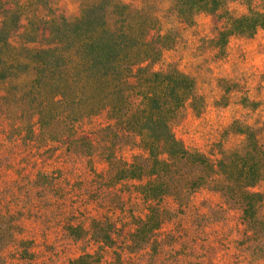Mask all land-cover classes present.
Here are the masks:
<instances>
[{"label": "trees", "instance_id": "trees-1", "mask_svg": "<svg viewBox=\"0 0 264 264\" xmlns=\"http://www.w3.org/2000/svg\"><path fill=\"white\" fill-rule=\"evenodd\" d=\"M237 1L245 11L231 13L228 3ZM10 2L0 20V80L9 91L3 116L9 128L5 135L0 131V153L11 158L2 168L12 183L40 178L55 186L62 211L89 219L81 209L85 197L97 196L104 207L101 195L114 192L123 204L128 196L122 197L121 185L134 182L144 214L124 229L122 248L113 243L116 264H132L131 252L143 261L158 243L166 225L165 196L172 197L169 210L178 214L191 193L214 189L240 201L237 217L244 227L264 226L257 217L264 188L254 190L264 180V146L254 131H241L244 152L213 155L189 150L170 128V119L195 96L196 86L195 77L178 67L154 68L163 52L182 39L177 30L164 27L152 9L123 0H90L70 18L56 10L55 15L39 14L37 3L52 11L45 0ZM171 12L183 25H192L202 13L215 15L219 21L211 42L222 48L232 35L264 31V0H174ZM226 94L229 89L221 97ZM51 122L55 167L29 172L22 147L31 124ZM90 218L102 225V219ZM90 223L75 228L85 233ZM114 226L103 225L99 233ZM95 254L86 252L71 262L82 264Z\"/></svg>", "mask_w": 264, "mask_h": 264}, {"label": "rangeland", "instance_id": "rangeland-1", "mask_svg": "<svg viewBox=\"0 0 264 264\" xmlns=\"http://www.w3.org/2000/svg\"><path fill=\"white\" fill-rule=\"evenodd\" d=\"M10 1L0 0V20L2 9ZM45 1L52 11L37 3L39 14L55 15L56 10L70 18L90 0ZM123 1L152 9L164 27L174 28L182 37L154 65L160 70L178 67L196 79L195 96L178 107L170 119L174 135L191 151L220 155L244 152L247 141L241 131L250 127L264 146V31L253 36L232 35L222 48L211 42L219 21L213 14H199L192 25H183L170 15L174 0ZM228 8L234 14L245 11L239 1L229 2ZM228 89L231 94L221 97ZM0 95V131L5 135L9 125L3 116L8 109L9 91L4 80H0ZM31 126L32 132L22 147L29 158V172L45 165L55 167V122ZM7 156L6 152L0 153V264H78L71 260L93 251L94 258H84L82 264L95 260L117 263L118 250L113 243L122 248V240L127 238L124 229L144 214L134 182L121 185L122 197L128 196L123 204L114 192L101 195L104 207L98 206L97 196L85 197L81 209L89 213V219L82 218L72 211H62L55 186L42 179L12 183L8 170L2 168L11 162ZM263 188L264 180L254 186V190ZM187 197L190 202L178 214L169 210L172 197H164L165 229L143 261L130 253L132 264H264V226L254 230L244 227V221L237 217L239 200L214 189L198 190ZM90 215L102 219V225H95ZM257 217L264 219V200L258 206ZM85 220L91 222L90 228L82 233L75 225L85 224ZM66 223L71 228L67 229ZM110 224L115 225L110 232L99 233L103 225L107 228Z\"/></svg>", "mask_w": 264, "mask_h": 264}]
</instances>
